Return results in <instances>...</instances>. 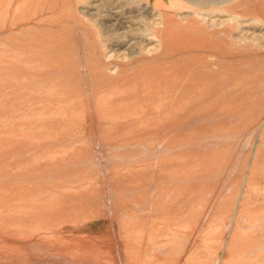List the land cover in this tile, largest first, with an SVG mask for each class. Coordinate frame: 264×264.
Wrapping results in <instances>:
<instances>
[{
	"label": "bare ground",
	"instance_id": "obj_1",
	"mask_svg": "<svg viewBox=\"0 0 264 264\" xmlns=\"http://www.w3.org/2000/svg\"><path fill=\"white\" fill-rule=\"evenodd\" d=\"M101 1L105 2V0H0V30L8 29L7 37L14 38L19 43V47L15 49L16 54L4 58L0 56V65L8 69L12 80L21 82L20 86L17 84L16 87L23 88H20L19 96L17 92L15 96L11 90L14 94L12 97H10L12 94L10 89H7L8 86L10 88L12 86H6L7 93L8 90L10 92L9 96L0 90L3 95L10 97V102L14 100L13 104L9 102L12 110L7 109L8 112H4L3 108H0L3 110H0L1 116L15 121L22 127L56 125L62 128L69 126L72 122L71 125L75 127L93 126L94 128V116L89 104L91 97L89 86L95 80L88 79V77L94 74L100 75L104 78L102 81L108 83L109 77L117 74L119 70L115 65L107 66L106 62L112 59L125 60L133 56V54H115L118 49H114L116 46L113 45L114 41L104 42L110 41L109 37L119 41L125 35L109 34L102 29L99 22ZM135 1L138 0H112L111 5L118 7H110L109 10H118L128 2L133 4ZM141 1H143L144 9H149L146 0ZM218 12L210 10L205 16L199 13L193 14L198 18L201 17L200 19L205 24L210 23L213 28V26L216 27V21L213 19ZM163 14V12L162 15L161 12H157L155 21H145L146 23L141 28L133 31V34L138 37L133 42L137 46L135 54L149 58L155 54L157 56L159 51L164 57L169 52H175L173 53L175 55L176 52H187L188 54L192 51L195 52L196 57V54H200L203 61L205 59L218 61L223 65L220 67H224L228 60L232 61L236 57L237 48L229 47L231 51L223 50V45L233 39L229 36L231 33H225L224 36L215 31L209 35L201 29V31H193L195 28L193 21H191V26L185 28V25L182 26L183 23L182 25L180 23L184 20L181 16L179 22L169 18L167 13ZM237 15L230 16V20L242 27L246 26L242 25L244 22ZM16 17H19L20 21H14ZM85 18L90 19V23L99 30L103 38L100 56L96 61L102 60L107 68L99 73L86 72L83 60L75 59L72 62L70 55L66 54L68 43L74 46L78 44L79 39L76 35L79 34L76 33L78 27L75 22L81 23ZM189 23L187 21V24ZM161 25L162 29H159ZM241 26L239 28L243 30ZM16 27L20 28L19 31L13 32ZM189 28L193 30H188ZM68 30L73 36L71 40H56V35L64 31L68 32ZM247 33L246 29V32L242 34L243 39L239 40L241 44L247 40L257 42L261 38L256 35L257 33ZM209 37L217 39L218 44H214V39L209 40L211 39ZM25 39L28 44L21 47ZM58 42L62 46L57 49L64 60L62 64L59 63V66V60L56 62L58 57L56 58V55H53L54 51L52 52L56 46L54 44ZM258 47L264 49V43ZM210 48L218 52L223 51L221 53L223 56L207 54L206 51ZM245 51L247 53V50ZM77 55L81 57L80 54ZM182 58L184 57H181V60ZM167 64L169 65L165 62V65ZM156 66L155 69L162 68V66L158 67V64ZM165 70L163 73L158 71L159 78L163 76L167 82H171L169 79L171 71L169 70L168 73ZM8 72L4 74L9 75ZM72 75L79 79L70 80ZM154 75L152 73L153 77ZM203 75L207 78V73L204 72ZM98 81L101 82V79ZM6 82L9 83L10 80ZM10 83L16 91L14 83ZM71 83H77L75 88L69 86ZM76 96L80 97L83 103H80L81 111L75 113L78 118L73 122L74 119L70 118L73 111L65 112V109L72 107ZM16 100L17 102L22 100V103H16ZM18 108L28 110V114L35 115L37 118L19 119V116L26 115V113L20 112ZM46 108L56 112L41 113V110ZM59 110L62 111V115L66 116L55 117L58 116ZM61 114L59 113V116ZM43 115H48L49 119L40 118ZM160 120L145 123L141 119H127L106 124L112 129L114 136L132 135L128 137L133 139L137 137L141 142L145 140L153 142L154 140L152 144L148 143L149 147H146L144 143L139 144V150L148 152V159L140 161L126 159L116 166H110V170L107 169V171L104 165H107L108 160L105 159V153L103 154L94 137L88 136L85 146L70 147L51 142V139L55 138L47 133L45 137H27L15 143L8 142L9 144L6 142L5 149L0 148V264H124L116 225L121 228V237L126 249L124 255L136 258V261L138 259L143 264H204L205 255L209 251H204L206 241L203 240V236L209 234V229L217 222L221 225V231L214 233L217 234L214 239L222 245L219 247L216 259L210 261V264H264V208L262 209L261 205L256 208L250 207V209L241 208V203L245 205L250 200L249 195L246 194L236 195H239L240 199L235 208L232 206L234 200L231 198L232 205L224 203L222 198L224 193L221 189L215 194L209 189L211 195L203 190L201 178L206 175L203 173L209 161H213L211 157L213 153L207 152L208 155L206 153L204 156L200 155L201 157L190 155L189 151L191 152L192 147L190 150L188 146L194 148L196 143L195 146L187 143L185 140L187 136L184 137L182 135L184 132L180 130L181 122H178L181 126L176 127L169 125L170 121L167 124ZM178 132H181V135H177ZM207 145L206 147L203 145L204 149L207 148L206 150L209 149ZM133 146L128 148H133ZM85 153L88 154V158L82 157ZM148 154L145 153V155ZM257 159L259 162V158ZM89 169H93L94 173H89ZM207 184L206 182V186L210 187ZM234 192L232 191L231 195L235 198ZM235 200L237 201L236 198ZM93 222H100L104 225L97 229L96 238L75 235L78 232V226ZM245 222L247 225L242 226ZM65 228L69 229L68 232L64 231ZM240 229H245L246 232L242 233V230L239 233ZM134 239L139 243L138 248L132 244ZM10 244H17V246ZM206 244L212 247L214 241ZM208 260L211 259L208 258Z\"/></svg>",
	"mask_w": 264,
	"mask_h": 264
},
{
	"label": "rangeland",
	"instance_id": "obj_2",
	"mask_svg": "<svg viewBox=\"0 0 264 264\" xmlns=\"http://www.w3.org/2000/svg\"><path fill=\"white\" fill-rule=\"evenodd\" d=\"M247 1L248 2H246V0H222V1L221 0H146L145 2H147L149 6V9L147 10L144 9L143 1L141 0L135 1L133 2V4H131V2H128L127 4L128 6L120 5L121 8H119L118 10H109L110 7L111 8L118 7L111 5L112 0H105L104 3L103 1H101L99 6L100 7L99 10L101 12V17L99 18V22L101 23L102 29L109 34L125 35V37L119 41H116L115 39L113 40V37H109L108 39H110V41L108 40L107 42L106 41L104 42L111 43V40L114 41L113 45H116L114 49H118L115 54L118 55L122 53L126 55L133 54L134 57L133 56L128 57L125 60L112 59L106 62L108 64L107 66H113V65L117 66V70L119 71H117V74L115 73V75L109 77L108 83L103 82L102 80H104V78L102 76L100 75L96 76L94 74L96 72L99 73L105 71L107 68L106 64L102 62V60H100L101 63L100 61L99 62L96 61L97 57L100 56L101 43L103 41V38L99 34V30L92 23H90V19L85 18L81 21V23L75 22L76 27H78L76 33L79 34L76 35V38L79 39L78 44L74 46L73 44L71 45L68 43L66 45L67 48L66 54L70 55L72 62H74L75 59L83 60L82 62L84 68L85 70H87L86 72H89L90 74H94V76H96V77L94 76L88 77V79L92 78L93 80H95L89 86V91L91 96L89 98V102H90L89 104L91 105L90 108L94 116L93 118L95 124L93 125L95 130L94 128H92L93 126H90L89 128L86 126L83 127L72 126L71 125L73 124L72 122L69 126L62 128L56 125L55 126L30 125V126L22 127L20 125H17L15 121L13 122L7 119L6 117L0 115V148L5 149V146L8 142L15 143L19 139L25 140L27 137H39V136L45 137L46 133L47 135L49 134L55 138V139H51V142L58 143L61 145H66L69 147L85 146V144L88 142V136H90L96 138V141L100 145L103 154L105 153L104 154L105 159L108 160V163L107 165H104L105 166L104 169L107 171V169L111 168L110 166L112 165L116 166L119 164V162L126 159L139 160V161L143 159L144 160L148 159L147 157L149 156L148 152L142 149L139 150L140 149L139 144L144 143L146 147H149V145L152 144L154 140L153 142L152 140L150 141L145 140L141 142L140 140H138L137 137L133 136L134 139L129 138L132 135L131 136L128 135L129 137L114 136L112 133V129L108 128L106 124L112 121H120L127 119H131V120L141 119L145 121V123L147 122L153 123L155 122V120L156 122L157 121L159 122V120L161 119L160 121L162 123L163 121H165L168 124V122L170 121L169 125L171 124V126L175 125L176 127H180L181 125L179 123L181 122L182 127H180L181 128L180 130L184 132V133L182 132L183 133L182 135L184 137L187 136L185 139L187 143H189L190 145L194 144V146L196 143V146H198V148L196 146H195L196 148L195 147L193 148V146H188L189 149L190 147H192L191 148L192 150L190 149L191 152L189 151L190 155L192 156L196 155L195 157H198L200 155L201 156L206 155L207 152L213 153V155L211 156L213 159L212 161L213 165H211L212 162L209 161V165H207L206 168L207 172L205 170L206 173L205 172L203 173V175L206 174L205 177L207 178L203 177L204 181H202L203 178H201V183H203L202 184L203 190L207 191V193L211 195V193L215 194V192H218L219 189H221L222 192L224 193L222 195L224 203L226 205L229 204L232 205V201H231L232 199L234 200L232 205L233 207L235 206L237 207V204L239 203L238 201L240 199L239 195H241V193L246 194L247 196L249 195L250 200H248V202L245 205L241 203L240 205L241 208L245 207L244 209L246 208L250 209V207L256 208L257 206L260 207L261 205V208L263 209L264 208V88H263L264 87V75H263L264 49H260V47L258 46H261L264 43L263 42L264 13L262 14V10L264 11V2H263L264 0H247ZM248 9L249 10L251 9L250 10L251 13L249 12ZM210 10L219 11L214 16L213 21H216L215 22L216 27L213 26V28L210 23L205 24L200 19L201 17L198 18L193 14V13H199L202 16L203 15L205 16ZM150 11H152L151 12L152 14L150 13ZM157 12H161V15L162 12L164 13L163 15H166L167 13V16L169 15V18H172L173 20L179 22L181 17L184 18V20L180 23L181 25L183 23L182 26L185 25L184 26L185 28L186 26L187 27L191 26V21H193L192 24L197 29L195 30L194 28L193 30V28H189L188 30L191 29V31L202 30L205 33L207 32L208 35L214 31L219 35L221 34L224 35L225 33L226 34L231 33V35L229 34V36L233 37L234 41L233 39H231L229 43H226L227 45L226 44L223 45L224 47L223 50L231 51L229 47L237 48L236 49L238 51L236 55L237 58L235 57L234 59H232L233 62L231 60H228V62L225 63L227 66L225 65L224 67H220L223 65L219 64L218 61H214V60L210 61L208 59H205L203 61L200 57V54H196L197 55L196 57L194 55L195 52L193 53L192 51L188 52V54L187 52L185 53L176 52L177 54L175 55H173V53L175 52H169L167 54L168 57L167 56L164 57L163 54L161 55L160 51L157 53V56L155 54L149 58H143L144 56L135 54L137 52V46H135L133 42L137 40L138 37H136L135 34H133V31L141 28L143 24L146 22L155 21L156 20L155 15ZM224 12L226 14H224ZM234 12L236 15L238 13L237 16L240 17L241 20H243L244 23L242 25L243 26L246 25V26L242 27L241 25H238L235 21L230 20V16L232 15L236 16ZM254 12L255 14H253ZM14 21H20V18L16 17ZM187 21L188 23L190 22L189 23L190 25L187 24ZM225 26L226 28H224ZM240 26L243 28L244 31L241 30V28H239ZM19 29H20L19 27H16L15 29H13V32H17L19 31ZM159 29H162V25L159 27ZM246 29L248 30L247 34L251 32H254L255 34L257 33L256 35L263 38V40L261 38L260 40L258 39L257 42L247 40L244 41L243 44H241V41L239 40L243 39L242 34L246 32ZM7 30L8 29L4 31L0 30V56L3 58L16 54L15 49L16 47H19V43L17 40H15L14 38L11 39L10 37H7L8 36ZM222 31L224 32L222 33ZM55 37L57 38L56 40L58 39L71 40L73 36L71 35L70 30H68V32L67 31L61 32ZM209 38H211L209 40L214 39L213 41L214 44H218L217 39L215 40L214 37H209ZM235 39L236 41L238 39V41L236 42ZM22 43L23 44H21V47L27 46L28 44L27 39L23 40ZM54 45H56L54 47L56 49V52L55 49H53L52 52L54 51L53 55L54 56L56 55L55 56L56 58L58 57L56 59V62L59 60L58 62V66H59L60 64H62L61 62H64V60L61 58V53L57 48H59L62 45L60 44V42L55 43ZM210 50L208 49L206 53L213 54L215 56H219L223 52V51L221 52V50L218 52L217 50L214 49L212 50L211 48ZM245 50H247V53ZM76 51H78V53ZM57 52L58 54H56ZM198 53L201 52L198 51ZM77 54H80L81 57H78ZM59 55L62 61L60 60ZM181 57H184L182 58L183 60H181ZM147 59H149V61ZM153 61L155 62V64ZM165 62L169 63V65L168 64L165 65ZM184 62L186 65L184 64ZM145 63H147L148 66L145 65ZM152 63L154 65H152ZM156 64H158V67L162 66V68L160 67V69L159 68L155 69ZM194 68L196 70H194ZM6 69L2 68V66L0 65V90L4 91L3 92L4 94L7 93V89H10L11 93L13 91L14 94L16 92L17 93L19 92L21 94L20 91L23 88L19 87V89L21 88L19 90L16 87L19 84H21V82L19 83L17 81L15 82L14 80H12V78H10L8 69L7 71H4ZM164 70L166 72L168 71V73L169 70L171 71V77H169L171 82H167L165 78H163V76L159 78L160 73H163ZM4 72L6 73L8 72L9 75L7 74L5 75ZM204 72L207 73V78L203 75ZM152 73L155 74L154 77L152 76ZM214 73H216L217 75ZM210 75L213 76L216 75V76L212 78L213 76L211 77ZM64 76L63 78H65ZM173 76L176 78H174ZM66 78H67V74H66ZM78 79L79 78L77 76H73V75L70 78V80H78ZM100 79L101 82L98 81ZM205 79H207V81ZM9 80L10 82L14 83L15 89L17 88L16 91H14V88H12L13 87L12 83L6 82ZM139 80L141 82L138 83ZM212 83L213 84L215 83V85H213ZM8 85L12 87L10 88ZM75 85H77V83L69 84V86H73L74 88ZM6 86H8L7 89ZM1 91H0L1 94L0 108L2 107L4 112L7 111V109L8 111L12 110V108H10L11 107L10 105L13 104L14 100L12 99L13 101L11 100L10 102V97H12V95L14 96V94L12 93L10 95L9 94L10 92L8 90L7 95L9 94L10 97H7V95L6 96L3 95ZM19 93L17 94L18 96ZM79 98L80 97L76 96V98H74L72 107L69 109H65V112L73 111V115L70 116L72 120L74 119L73 122L78 118V116L76 117L75 113L81 111L80 105L83 103V101ZM18 102L22 103V100ZM18 102L16 100V103ZM2 104L3 106H1ZM5 106H7L8 108L7 107L5 108ZM19 111L22 113H26V115L23 114L19 116L18 117L19 119L37 118V116L35 115L28 114V110L24 109ZM42 112L48 113V112H56V111L46 108L43 109V111L41 110V113ZM59 113L61 114L62 111L59 110L58 116L55 117L66 116L62 114L61 116H59ZM155 114L158 116H156ZM161 116H165V117L161 118ZM157 117L159 118V120ZM40 118H44L48 120L49 116L43 115ZM149 135H147V137H149ZM177 135H181V132H178ZM59 136L61 137L60 139ZM99 140L103 143L101 144ZM131 145H134L133 146L134 149L132 147L128 148ZM135 145L137 146L135 147ZM200 145L202 148L200 147ZM203 145L205 147L206 145L207 147L209 146L208 147L209 149L208 150H206L207 148L204 149ZM63 148L67 149L66 147ZM201 149L203 152L201 151ZM200 152L204 154L203 155L199 154ZM145 153L148 155H145ZM144 156H146V158ZM82 157L88 158V154L85 153L82 155ZM257 158H259V162ZM90 172L94 173V170L89 169V173ZM206 182L208 183L207 185L210 187L206 186ZM209 189L211 193H209ZM232 191H235L234 193L237 201L235 200L233 195H231ZM237 194L239 195L236 196ZM245 225H247L246 222L245 224H242V226ZM212 226L213 227L209 229L210 233L209 234L207 233L203 236V240L206 241V243H208L209 241H214V245H216V247H214V245H212L211 247V245L204 243V251L205 252L209 251V253H206L207 256L205 255L204 264H210L211 263L210 261L216 259L217 253L220 250L219 247H221L222 245L221 242L214 239L215 235H217L214 233L221 231V227H220L221 225L219 224V222H217L214 223ZM101 227H104V225L102 223L100 224V222L87 223L82 226H78V232L75 233V235L79 237L92 236L96 238L97 229ZM68 230H69L68 228H65L64 231L68 232ZM241 231L242 233L246 232L245 229H240L239 233H241ZM116 233H117V238L121 242V256H122V260L126 262V263L124 262V264H138V263L143 264V262L139 261L138 259L136 261V258L134 259L128 257V255H124L126 249L124 247L123 238L121 237L122 233L119 225H116ZM132 244H135L138 248L139 243L135 239L132 241ZM10 245L17 246V244H10ZM124 256H126L125 260H124ZM208 258H210L211 260H208Z\"/></svg>",
	"mask_w": 264,
	"mask_h": 264
}]
</instances>
